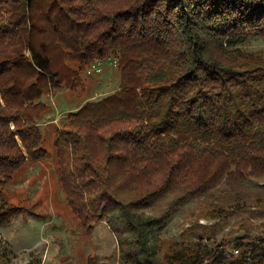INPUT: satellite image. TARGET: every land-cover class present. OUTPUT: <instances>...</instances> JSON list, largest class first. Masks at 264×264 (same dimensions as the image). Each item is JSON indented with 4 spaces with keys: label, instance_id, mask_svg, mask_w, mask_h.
Instances as JSON below:
<instances>
[{
    "label": "trees",
    "instance_id": "1",
    "mask_svg": "<svg viewBox=\"0 0 264 264\" xmlns=\"http://www.w3.org/2000/svg\"><path fill=\"white\" fill-rule=\"evenodd\" d=\"M249 35L264 39V0H0V226L24 212L5 186L46 158L43 98L114 58L117 89L54 137L81 231L104 222L116 241L85 264H264V53L241 48ZM191 203L212 223L164 240ZM233 218L241 236L220 235Z\"/></svg>",
    "mask_w": 264,
    "mask_h": 264
},
{
    "label": "rangeland",
    "instance_id": "2",
    "mask_svg": "<svg viewBox=\"0 0 264 264\" xmlns=\"http://www.w3.org/2000/svg\"><path fill=\"white\" fill-rule=\"evenodd\" d=\"M241 48L264 53V39L249 35ZM113 59L101 61L103 68L99 74L86 76L83 73L82 86L75 91L55 90L43 98L47 109L37 125L46 158L38 162L27 161L3 189L4 199L24 209L9 224L0 226V240L10 251V264H85L88 256H97L102 260L117 254L115 238L104 222L96 224L89 235L81 231L61 192L54 149L55 133L69 113L117 89V62L116 65L108 64ZM198 212L197 203L185 206L168 223L162 238L178 240L183 229L194 222L202 225L212 223L209 219H197ZM237 220L233 218L226 228H221L220 235L236 231ZM252 221L256 223L255 219ZM238 234L241 236L242 233Z\"/></svg>",
    "mask_w": 264,
    "mask_h": 264
},
{
    "label": "built area",
    "instance_id": "3",
    "mask_svg": "<svg viewBox=\"0 0 264 264\" xmlns=\"http://www.w3.org/2000/svg\"><path fill=\"white\" fill-rule=\"evenodd\" d=\"M109 59H111V58H109ZM108 62H109L108 64H110V65H116V61L114 59L109 60ZM102 68H103V62L98 61L86 69L85 75L86 76H92V75L99 74L102 71Z\"/></svg>",
    "mask_w": 264,
    "mask_h": 264
}]
</instances>
